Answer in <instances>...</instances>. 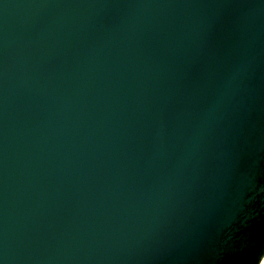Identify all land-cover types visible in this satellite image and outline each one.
I'll list each match as a JSON object with an SVG mask.
<instances>
[{
    "label": "water",
    "instance_id": "water-1",
    "mask_svg": "<svg viewBox=\"0 0 264 264\" xmlns=\"http://www.w3.org/2000/svg\"><path fill=\"white\" fill-rule=\"evenodd\" d=\"M264 0H0V264H259Z\"/></svg>",
    "mask_w": 264,
    "mask_h": 264
},
{
    "label": "bare ground",
    "instance_id": "bare-ground-1",
    "mask_svg": "<svg viewBox=\"0 0 264 264\" xmlns=\"http://www.w3.org/2000/svg\"><path fill=\"white\" fill-rule=\"evenodd\" d=\"M259 264H264V256L262 257V259H261Z\"/></svg>",
    "mask_w": 264,
    "mask_h": 264
}]
</instances>
